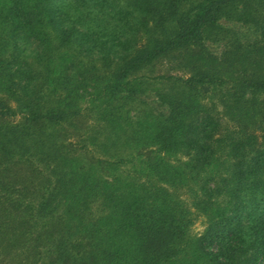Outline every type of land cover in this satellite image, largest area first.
Listing matches in <instances>:
<instances>
[{
    "label": "trees",
    "instance_id": "trees-1",
    "mask_svg": "<svg viewBox=\"0 0 264 264\" xmlns=\"http://www.w3.org/2000/svg\"><path fill=\"white\" fill-rule=\"evenodd\" d=\"M0 264H264V0H0Z\"/></svg>",
    "mask_w": 264,
    "mask_h": 264
},
{
    "label": "rangeland",
    "instance_id": "rangeland-1",
    "mask_svg": "<svg viewBox=\"0 0 264 264\" xmlns=\"http://www.w3.org/2000/svg\"><path fill=\"white\" fill-rule=\"evenodd\" d=\"M99 209V208H98ZM95 211V213L94 214H98V213H100V211L101 210H94ZM204 223L201 221V220H198L197 222H196V224L194 225V227H193V231L195 232V233H201L203 230H204Z\"/></svg>",
    "mask_w": 264,
    "mask_h": 264
}]
</instances>
